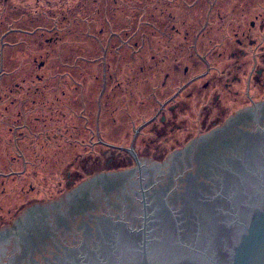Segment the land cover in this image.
Listing matches in <instances>:
<instances>
[{"label": "rangeland", "instance_id": "rangeland-1", "mask_svg": "<svg viewBox=\"0 0 264 264\" xmlns=\"http://www.w3.org/2000/svg\"><path fill=\"white\" fill-rule=\"evenodd\" d=\"M257 19L259 24L264 21V0H0L2 106L12 103L16 110L29 111L30 121L33 100L45 107L53 106V100L60 103L50 115L59 123L46 124V129L36 124L33 130L24 121L14 125L19 128L22 159L11 142L13 123L1 121L0 133L7 144L0 148V173L7 176L0 178V226L12 224L28 206L49 201L63 189L67 193L98 172L132 169L131 156L96 143L92 132L99 100L106 103L99 123L102 136L118 145L129 144L134 129L155 115L156 94L162 99L207 70L192 50L195 39L214 74L248 75L253 39L248 35L243 51L236 38L251 33ZM253 35L263 34L255 30ZM163 55L170 58L161 65ZM167 72L173 81L162 78L167 89L160 96L161 75ZM205 84L202 81L198 88ZM194 87L179 100L181 117L158 130L142 131L140 159L153 161L166 154V142L181 145L189 140L187 133L186 137L184 132L173 133L175 127L190 133L200 126L205 132L250 104L227 97L215 107L206 105L195 90L191 108L184 102ZM64 113L66 120L61 118ZM45 115L40 110L33 114L40 122L47 121ZM53 129L65 139L58 138L53 146L46 140L37 153L30 146L32 136L39 134L41 140L35 141L40 143L45 135L53 136ZM74 179L75 184L69 183Z\"/></svg>", "mask_w": 264, "mask_h": 264}, {"label": "water", "instance_id": "water-1", "mask_svg": "<svg viewBox=\"0 0 264 264\" xmlns=\"http://www.w3.org/2000/svg\"><path fill=\"white\" fill-rule=\"evenodd\" d=\"M242 111H254L261 123L198 156L192 170L180 172L178 184L165 186L172 163L161 178L144 177L151 182L139 188L129 184L132 178L123 188H97L100 176L118 180L129 169L98 172L62 201L28 206L12 224L0 226V253L15 236L42 223L54 227L52 235L60 239L42 264H264V102L236 113ZM167 159L165 154L153 161L163 165ZM156 178L169 181L159 186ZM76 190L90 197L54 223ZM41 245L34 249L39 258L54 250ZM21 251L20 264H30L29 250Z\"/></svg>", "mask_w": 264, "mask_h": 264}, {"label": "flooded vegetation", "instance_id": "flooded-vegetation-1", "mask_svg": "<svg viewBox=\"0 0 264 264\" xmlns=\"http://www.w3.org/2000/svg\"><path fill=\"white\" fill-rule=\"evenodd\" d=\"M255 30L261 32L263 35L259 37L256 35H253ZM248 35L252 36V39L255 40V42L251 40V45H250L253 48V52L251 53L252 62H253L252 67L250 69L251 72L248 75L242 74L241 76H236V77H230L225 71L214 74L212 67L210 66V63H208L209 61L207 57L206 56L202 57V55H200L199 53L198 45L196 44L199 39H195L193 42H191V47H192V50L194 51V54L201 57L202 61L207 65V70L204 71L203 73L192 75V77H190L189 80H187L184 84H182L180 88H177L175 92L173 91L171 94L165 97H162V99L161 97H159V94H156V103L158 104V107L155 112V115L145 120L142 123V125L138 127V129L136 128L134 129V133H133V136L131 137V142L129 144L120 143L118 145V144L109 142L105 137L102 136L99 123L101 119V108L105 106L106 103L105 101H103V99H100L98 102V111H97V117L95 120V129L93 128V132H92L93 136L97 140L96 143L101 144L103 147H107V149H113L118 152L131 156L134 161V166L132 169H129V171L126 173L125 175L126 177L123 176L119 178L118 180H117L118 176H113L111 174L100 176L99 177L100 183H98V185L96 184L95 187L98 188L99 186V187H102L103 189H109L113 187L123 188L124 184L128 183L131 178L134 179V181L129 182L130 185L137 186L138 188L140 186L145 187L146 184H144V182H148L149 180H143L144 177H149L152 173L154 174L160 173V171L165 169V167L169 166V163H172V166H173V168L171 169L172 179H170L169 181V180H160L156 178L155 180H153V182H156V184L159 186H163V184L166 183L167 181L169 182L166 183L165 186L178 184V181H179L178 178L182 176L180 172L183 171L184 172L183 174L185 175L186 172H188L189 170H192L193 169L192 162L196 160L198 156L205 155L210 150H213L215 146L220 145L221 143L224 142V140L228 139L229 137L237 136L240 130L252 129V128H255L259 123H261V120H260L261 117L259 115H256L254 111H242L238 113H236L237 112L236 111L234 113L235 115H229V118L228 119L226 118L222 123L214 124L212 129H210L209 131L202 132L203 130L199 126L196 130L191 129L189 133L188 131L187 132L184 131L181 127H175L173 129V133L174 132H177V133L184 132L185 137H186V133L187 135L190 136L186 144H184L183 146H180L177 144L178 142H175L174 144H171L172 143L171 141L169 143L166 142L165 144L166 152L164 151V153L167 154L168 159L163 165H160L156 161H147V160L140 159V155H142L143 153V150L142 148H140V145H139L140 134L142 133V131L147 128L158 130L159 128L165 126V124H167L168 121L175 122L177 118L181 117L179 116L180 112L178 109V105H180L179 100L183 97V94L185 93L186 90L194 86H195L193 88L194 90L192 91L193 93H191L189 98H185V102H184L185 105L191 108H194V104H195L194 103L192 105V101H191L193 97H195V92H194L195 90H197L196 92L198 93L196 94L199 96L201 101L205 100L206 105H210V106H212L213 104H220L221 102H224L227 97H232L235 99H239V98L246 99L250 103L246 105L247 107L250 105L259 104V102H264V21L262 22V24H259L258 19L254 20L252 23L251 33L249 34L245 33L239 38H236L238 39L237 40L238 47L240 49H243V51L245 49L244 44L245 42H247ZM171 52L169 53L170 56L172 54ZM167 56L168 55H165V56L163 55L162 60L160 61L161 65L165 64L166 60H169L168 58L170 57H167ZM243 57L246 58L245 55ZM174 70L177 71L178 69L175 68ZM228 70H230V68H227V71ZM187 74H188V70L185 69L184 75H187ZM0 75H2V73H0ZM104 75H105V83L107 84V81H108L107 71L104 72ZM171 77H172L171 73L167 72L165 73V75L164 73H162L161 84H160V90H161L160 96H162L161 93L165 92V88H166V85L164 87V85L162 84V78H163V81L167 82L169 80L173 81ZM37 78H40L39 75H37ZM243 79H246L247 81ZM202 81L204 82L206 81V84L204 85L203 88L200 89L198 87L200 86ZM32 82L33 80L30 78V85H33ZM243 83H245V85H243ZM63 93L64 94L61 95L62 98L65 96V92ZM252 94L254 97L251 99ZM30 95L31 97L34 96V89L30 93ZM6 97H8V95H6ZM1 100H4V99H0V124H1V121L13 123L12 124L13 126L9 128V130L11 131L10 134L13 136V139L11 138L10 139H11V142L13 141L15 145L14 147L16 150L14 152H17V154L21 156L20 159H22L24 155L22 152L23 150L17 141L20 137L18 136L19 134L18 135L16 134L18 132L17 129L19 128L16 126L14 127V125L18 122L20 123L21 121H24V123L27 124L28 127L30 125V130H33L34 127L37 126L36 124L43 125L45 126V129H46L47 127L46 124L52 125L55 123H59L58 121H56V119L54 120L53 118H50V115L51 114L53 115L56 113L57 108L55 107V104L56 106H58L60 103L55 102L57 100L55 101L53 100V101H50L53 106L49 105L48 107H45V105H40L37 103L35 104V100H33L30 103V121H28L27 120L28 116L26 114H28L29 111L26 112L24 110L22 111L16 110L14 108L15 106L12 103L11 104L8 103L3 107ZM203 105L204 103H201V106ZM52 107L54 109L53 112H52ZM35 110L44 111L46 113L45 116H47L46 117L47 121L45 122L43 120L41 122L40 120L36 121V119H39V118L38 117L35 118L33 116V114L35 113ZM65 113L62 115L63 117H61L62 120L63 119L66 120ZM81 118H82V109H81ZM29 122L30 124H28ZM1 130H2V126L0 125V132ZM51 132H54L53 136H51L50 134H47V135L44 134L45 138L42 137L43 142H40V143L35 141V140H38V141L41 140V137L38 136L39 134H36L35 137L32 136L34 140L32 143H30V146L38 153V151L41 150V147L45 146L46 140L49 145L53 146L55 145L54 142H57L58 138L63 137L65 139V135L61 132H58L57 129L56 130L53 129ZM126 134L129 135L128 132ZM3 143L7 144L6 140H2V134L0 133V148L1 149H2ZM170 145H173L174 148H171L170 151H168L167 147H169ZM173 156L175 157L172 158ZM177 157H185V159L181 161ZM31 166H34V165L30 163V169H31ZM163 175H164L163 173H160L158 176L161 178ZM5 176L7 175L4 173H0V178L2 177L5 178ZM30 176H32L31 173H30ZM135 177H138L137 180H135ZM150 182L151 181H149V183ZM69 183L75 184V179L71 181L69 180ZM30 186H31V183H30ZM63 190L59 193V195H57L56 197L52 199L50 198L48 200L52 202L54 199L56 200V198L58 201H62L63 199H65L66 189H63ZM76 193H79V190H76ZM84 197H86V192L85 193L80 192L78 195L73 197V200H71L70 204L69 203L67 204L68 206L65 209L55 214L54 223L58 224L59 222H61V219H66L67 215L72 213L74 209L77 212L81 208V205H82L81 203ZM87 197L89 198L90 196L88 195ZM87 197L83 201L87 200ZM73 205L75 207H73ZM52 229H54V227H51L48 224L43 225L42 223H39L38 225L34 227H30V229H27L26 231H23L20 235L15 236L14 239H12L11 243L8 245L9 248L6 249L4 252L0 253V264H17V263L20 264L24 257V254H23L24 252H22L21 250H26V249L29 250L28 254L30 257L29 259L30 264H42L40 260L53 257V254L56 251V246H58V244H56L55 241L59 242L60 239H56L55 235H52V232H53ZM38 244L39 245L44 244V245H41L40 247L42 246L46 247V245L48 247L51 246L54 248V250L53 252L48 253L44 255L43 257L42 255H39L41 257L39 258L34 254V252L37 251V249L35 251L34 249L38 246ZM18 253H21L20 256L18 255ZM45 264H49V262Z\"/></svg>", "mask_w": 264, "mask_h": 264}, {"label": "trees", "instance_id": "trees-1", "mask_svg": "<svg viewBox=\"0 0 264 264\" xmlns=\"http://www.w3.org/2000/svg\"><path fill=\"white\" fill-rule=\"evenodd\" d=\"M87 1V0H86Z\"/></svg>", "mask_w": 264, "mask_h": 264}]
</instances>
